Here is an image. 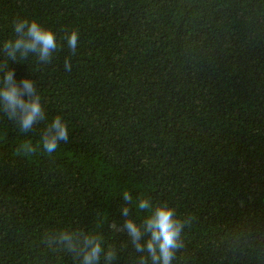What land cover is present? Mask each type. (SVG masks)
<instances>
[{"label": "trees", "instance_id": "1", "mask_svg": "<svg viewBox=\"0 0 264 264\" xmlns=\"http://www.w3.org/2000/svg\"><path fill=\"white\" fill-rule=\"evenodd\" d=\"M18 18L58 47L48 64L0 53L18 82H36L46 114L22 132L0 112V264H79L46 243L75 229L134 264L109 227L124 223L125 191L137 223L144 197L193 217L173 264H264V0H0V44ZM56 116L69 138L49 155L40 141ZM28 142L36 152L17 151Z\"/></svg>", "mask_w": 264, "mask_h": 264}, {"label": "clouds", "instance_id": "2", "mask_svg": "<svg viewBox=\"0 0 264 264\" xmlns=\"http://www.w3.org/2000/svg\"><path fill=\"white\" fill-rule=\"evenodd\" d=\"M14 39H7L0 44V53L8 60L17 62V58L27 59L34 55L39 63L52 62L57 50V36L50 29L33 19L18 18L13 22ZM69 49L75 51L78 46L79 32L73 29L66 37ZM64 67L71 71L70 58L64 61ZM27 97V98H26ZM0 112L9 120L19 124L22 132H28L45 119L42 97L37 91L36 82L31 78H23L19 82L15 70L8 63H0ZM69 138L68 125L61 116H56L43 133L40 144L44 152L54 153L61 142ZM24 154L37 151L30 142L17 149ZM121 213L125 217L123 225L113 221L109 227L114 232L126 233L138 255L134 264H173L177 253L185 247L182 231L193 217L180 218L176 209L167 203L154 207L149 197L139 199L135 207L150 214L142 221L131 218L130 212L133 197L129 191L122 194ZM46 243L49 248L73 254L79 264H113L117 258V249L105 247L103 235L83 230H63L48 232Z\"/></svg>", "mask_w": 264, "mask_h": 264}]
</instances>
